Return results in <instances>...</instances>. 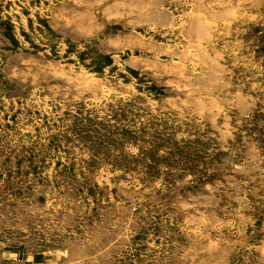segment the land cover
<instances>
[{"label":"rangeland","instance_id":"1","mask_svg":"<svg viewBox=\"0 0 264 264\" xmlns=\"http://www.w3.org/2000/svg\"><path fill=\"white\" fill-rule=\"evenodd\" d=\"M0 264H264V0H0Z\"/></svg>","mask_w":264,"mask_h":264}]
</instances>
